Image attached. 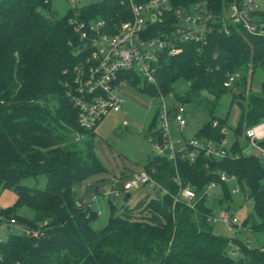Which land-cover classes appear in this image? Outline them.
<instances>
[{
    "label": "trees",
    "instance_id": "1",
    "mask_svg": "<svg viewBox=\"0 0 264 264\" xmlns=\"http://www.w3.org/2000/svg\"><path fill=\"white\" fill-rule=\"evenodd\" d=\"M52 1L0 0V187L17 196L16 204L0 211V216L41 233L37 238L19 229L9 233L0 243V264H264L263 248L250 247L236 236L218 235L210 219L216 216L209 206L210 184L222 186L221 204L232 201L227 182L220 180L225 174L235 178L244 201L253 202L242 227L236 224L230 231H264V163L259 156L243 155L237 140L222 159L199 153L190 161L179 154L175 165L154 153L144 170L159 185L153 189L155 195L146 196L133 209L125 205L123 214L112 216L101 231L92 228L97 213L85 197L90 191L99 195L105 180L91 178L106 170L93 135L99 123L91 132L80 130L78 110L67 96L74 87V68L82 60L78 54L82 44L70 21L75 17L86 24L101 21L114 33L131 16L121 0H103L80 10L71 8L56 18ZM243 3L170 0L173 12H191L200 4L215 15L206 42L184 44L180 54L161 56L156 85L128 76L131 86L157 98L174 96L173 83L186 78L191 89L186 96L176 97L177 104L209 114L197 139L215 145L226 138L225 122L215 116V110L234 89L243 91L234 95L241 110L239 132L264 123V81L261 96H245L247 77L240 73L264 72V36L222 20L234 4ZM173 12L166 15L169 24L176 22ZM252 15L254 23L264 25V11ZM236 73L239 80L225 87L228 77ZM149 131L150 141L161 144L158 113ZM77 133L82 136L79 140ZM258 145L264 150V140ZM177 176L182 187L196 193L192 206L182 202L173 206L180 190ZM41 177L46 180L43 189L25 183L29 179L38 183ZM82 187L83 193L78 194ZM21 208L33 216H18ZM222 210L235 217L228 205Z\"/></svg>",
    "mask_w": 264,
    "mask_h": 264
},
{
    "label": "built area",
    "instance_id": "2",
    "mask_svg": "<svg viewBox=\"0 0 264 264\" xmlns=\"http://www.w3.org/2000/svg\"><path fill=\"white\" fill-rule=\"evenodd\" d=\"M121 5L129 11L131 17L128 21H123L119 27H115L114 33H109L101 21L86 24L76 17L70 21L82 44L78 52L82 60L74 68V87L68 90L67 96L78 110V126L84 132L95 129L110 111L122 109L125 103L123 91L127 86H131L129 75L140 78L148 85H156L160 57L180 54L182 52L180 46L184 44H204L216 20L215 15L200 4L194 6L191 12L183 10L173 12L170 0H121ZM257 11L259 8L251 1L244 2L241 6L234 4L229 10L230 15L224 16L222 20L241 25L250 34L264 36V25H258L253 20L252 14ZM172 12L175 14L176 22L169 24L166 22V15ZM239 78V73L230 75L224 84L225 87H231ZM171 97L172 95L169 96ZM159 98L161 103L157 107V113L162 143H155V154L167 158L175 165L179 154L182 155L181 159L190 161H195L199 153L221 159L228 156L224 147L225 140L221 145H215L211 141L197 139L189 141L181 151L176 152L170 138V124L175 122L180 130L184 128L186 107L170 106L167 102L168 97L162 94ZM173 109L175 111L171 114ZM213 126H217V123L215 122ZM222 133L226 134V130ZM245 133L246 138L257 145L264 140V123L248 128ZM76 138L77 140L82 138L81 134L77 133ZM261 156L264 157V150ZM220 178L222 182L228 181L225 174ZM230 178L235 180L234 177ZM175 182L180 190L173 198V206L181 202L192 206L196 198L194 190L182 187L179 176ZM139 186H150L155 189L159 185L147 171L143 170L135 173L131 181L125 182L122 190L109 189L104 196L110 198L120 193L127 194ZM215 187V183L210 184L207 192ZM238 193L239 189L233 190V194ZM210 219L229 230H233L238 223L226 210H221ZM0 228L1 231L8 228L10 232L19 229L27 236L36 238L41 235L39 230L19 227L15 220L7 223L2 216Z\"/></svg>",
    "mask_w": 264,
    "mask_h": 264
},
{
    "label": "rangeland",
    "instance_id": "3",
    "mask_svg": "<svg viewBox=\"0 0 264 264\" xmlns=\"http://www.w3.org/2000/svg\"><path fill=\"white\" fill-rule=\"evenodd\" d=\"M73 1L72 3L70 0H53L50 9L56 18H62L71 11V8L80 10L103 0ZM243 1H251L254 5H257L260 11H264V0ZM229 15L230 13L228 12L226 17ZM240 73L247 77L248 90L245 96H261V84L264 81V72L258 71L252 75L250 72L243 70ZM138 88L127 86L124 89L123 96L125 103L122 109L110 111L98 124L93 134L96 142L99 143L97 156L106 170V173L91 178V181L105 180L103 181L104 187L101 189L99 195H95L93 191H90L85 197V200H92V209L97 213V218L92 222V228L95 231L104 229L112 216L123 214L125 205L133 209L146 196H153L156 193L150 186H139L129 192L130 200L128 203L124 202L125 194L120 193L115 197V204L113 206L110 202L113 196L109 199L103 196L106 190H121L125 182L133 179L135 173H139L145 169L149 157L155 153V144L150 141L149 129L157 115V107L161 103V100L159 97H153L140 91ZM172 89L174 96L167 98V102L170 106H176L178 105L176 97L181 98L186 96L191 89V83L186 78L180 77L173 83ZM241 91L240 87L234 89V92L224 95L215 110V116L223 119L225 122L226 142L224 147L227 151L231 150L233 143L237 140L243 155L260 157L262 150L258 144L256 145L246 138L245 132L247 129L242 127L239 132L238 123L241 110L238 105V98L236 99L234 95L235 93L240 95ZM241 95L243 96V94ZM209 118V114L202 108L189 107L184 114L186 125L182 130L179 129V126L175 122H171L170 138L174 150L179 152L189 141L197 140L199 130L208 122ZM123 171L125 172L122 175ZM45 182V178L41 177L38 183L34 179H29L25 183L29 187L37 186L39 189H43ZM227 187L228 191L232 194V201L228 204H221L220 201L224 197V190L221 185H216L215 188L209 189V206L214 214L217 215L228 205L238 221L237 226L242 227L245 217L253 209V202L251 200L244 201L241 192L233 194V190L239 189V186L230 177H228ZM83 190V187L79 188L78 194L83 193ZM16 201L17 196L13 190L0 187V211L12 208L16 204ZM17 215L30 218L33 216V212L27 208H21L17 210ZM214 229L221 236L228 238L236 236L240 239H245L250 247L253 248H261L264 245V231L253 233L247 230L245 234H239L230 231L228 228H224L219 223L214 224ZM9 233L11 232L8 228H4L2 231L0 228V239H6Z\"/></svg>",
    "mask_w": 264,
    "mask_h": 264
},
{
    "label": "water",
    "instance_id": "4",
    "mask_svg": "<svg viewBox=\"0 0 264 264\" xmlns=\"http://www.w3.org/2000/svg\"><path fill=\"white\" fill-rule=\"evenodd\" d=\"M129 199H130V194L127 193V194L125 195L124 202L127 203V202L129 201ZM112 202L115 203V198L112 199Z\"/></svg>",
    "mask_w": 264,
    "mask_h": 264
},
{
    "label": "crops",
    "instance_id": "5",
    "mask_svg": "<svg viewBox=\"0 0 264 264\" xmlns=\"http://www.w3.org/2000/svg\"><path fill=\"white\" fill-rule=\"evenodd\" d=\"M260 158H261L262 162L264 163V157L260 156ZM258 246H261V245H258ZM262 247H263V249H264V245H262ZM262 247H261V248H262Z\"/></svg>",
    "mask_w": 264,
    "mask_h": 264
}]
</instances>
